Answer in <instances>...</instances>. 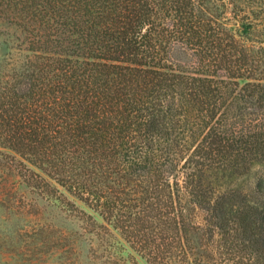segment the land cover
<instances>
[{"label":"trees","instance_id":"1","mask_svg":"<svg viewBox=\"0 0 264 264\" xmlns=\"http://www.w3.org/2000/svg\"><path fill=\"white\" fill-rule=\"evenodd\" d=\"M7 164L133 264H264V0H0Z\"/></svg>","mask_w":264,"mask_h":264},{"label":"rangeland","instance_id":"2","mask_svg":"<svg viewBox=\"0 0 264 264\" xmlns=\"http://www.w3.org/2000/svg\"><path fill=\"white\" fill-rule=\"evenodd\" d=\"M254 179L252 172L246 182L252 184ZM67 198L79 211L27 186L15 164L2 168L0 264H133L132 252L120 238L112 240L116 253L93 240L81 213L92 212L70 195ZM136 258L137 264H145Z\"/></svg>","mask_w":264,"mask_h":264}]
</instances>
